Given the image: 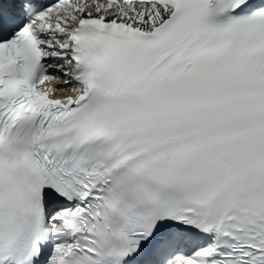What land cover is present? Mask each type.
Here are the masks:
<instances>
[{"label":"snow or ice","instance_id":"obj_1","mask_svg":"<svg viewBox=\"0 0 264 264\" xmlns=\"http://www.w3.org/2000/svg\"><path fill=\"white\" fill-rule=\"evenodd\" d=\"M0 264H264V0H0Z\"/></svg>","mask_w":264,"mask_h":264}]
</instances>
